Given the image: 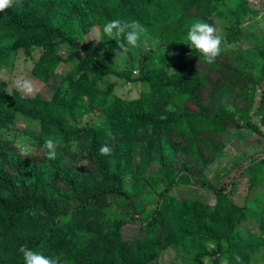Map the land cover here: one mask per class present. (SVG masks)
Segmentation results:
<instances>
[{
    "label": "trees",
    "instance_id": "trees-1",
    "mask_svg": "<svg viewBox=\"0 0 264 264\" xmlns=\"http://www.w3.org/2000/svg\"><path fill=\"white\" fill-rule=\"evenodd\" d=\"M219 1L13 0L0 12V69L19 50L31 56L37 47L45 51L35 74L39 80L48 81L62 63L77 68L48 99L8 92L0 83V129L19 114L40 123L28 153L0 136V264H22V245L57 256L62 264H148L186 239L196 246L192 264H205L206 256L216 262L213 257L222 253L227 264H250V253L264 239L247 244L238 238L245 211L204 170L216 160L230 127L253 126L246 118L257 85L264 83V42L221 50L211 64L183 43L193 20L216 27ZM249 13L240 0L232 16L238 21ZM111 19L138 23L154 44L139 60L137 76L134 63L116 64L107 56L128 57L131 46L118 47L122 35L103 33L95 45L78 36L79 29ZM242 37L237 27L227 35L230 41ZM64 43L71 49L61 53ZM178 59L173 69L166 68ZM111 75L149 87L137 98L114 99L116 82L106 81ZM257 108L264 116V88ZM90 112L98 113L99 125L82 124ZM49 137L58 141L51 160L42 147ZM103 144L110 148L107 155L98 151ZM261 165H255L254 176L264 173ZM127 174L133 190L125 187ZM199 182L218 194L214 204L185 197L163 205L175 186ZM135 214L144 235L127 239L123 229ZM44 218L53 219L49 229L35 231Z\"/></svg>",
    "mask_w": 264,
    "mask_h": 264
},
{
    "label": "rangeland",
    "instance_id": "rangeland-1",
    "mask_svg": "<svg viewBox=\"0 0 264 264\" xmlns=\"http://www.w3.org/2000/svg\"><path fill=\"white\" fill-rule=\"evenodd\" d=\"M239 1L221 0L217 2V11L214 15L215 29L216 33L222 38L221 50L223 51L251 48L264 42V0H246L251 13L238 21H234L232 11L238 7ZM109 10V14H112L114 11L113 4ZM139 15L144 20V15L142 13ZM234 27L243 31V37L240 40L230 41L227 35ZM102 34V26L93 25L85 29H79L78 36L83 42L95 45L101 39ZM153 46V43L141 35L136 46L130 47L131 51H128V57L124 53L116 52L107 56L116 64L121 62L122 65L127 66L134 63L133 75L137 76L139 74L137 67L139 60L145 52L152 50ZM70 49V46L64 43L60 45L58 50L65 53ZM44 52L40 47H37L31 56L25 55L22 50L16 52L12 56L9 65L0 69V83L3 84L4 90L8 92L18 90L14 85V80L19 76H23L31 82L33 91L31 94L20 91L22 94H40L44 98H50L67 74L75 72L77 68L74 63H62L48 81L39 80L35 74L42 68L39 62ZM179 61V59L169 61L166 68L173 69ZM106 81L116 82L112 96L114 99L117 97L127 100L137 98L149 87L144 82L119 78L115 75L108 76ZM262 88H264V83L263 85H257L253 103L246 118L253 126L230 127L224 137V146L216 160L207 164L204 170V175L211 183L217 187L222 186L224 189L222 194H225L230 202L245 211L244 220L239 224L242 230L238 238L247 244L264 239V173L260 176L258 174L254 176L255 165L262 164L261 168L264 169V163L261 162L264 160V116L257 112ZM99 123L100 116L95 112L84 115L82 120V124L99 125ZM254 125H257L262 133L256 131ZM39 127V121L19 114L9 128L0 129V136L4 135L13 139L22 153H28L34 150L33 144L39 133ZM199 184L200 182L198 184L175 186L163 198V205L168 204V207H171L179 199L185 197H197L214 204L218 199V194L212 188L207 189ZM140 185L141 189H144L145 186L148 187L146 184ZM125 187L128 190L134 189L131 174L125 176ZM160 187L163 188V185H160ZM160 203H162V200ZM114 208L116 209L115 204L111 210L113 211ZM135 218L133 222L124 226L123 236L127 239L144 235L139 215L135 214ZM52 221V218H44L34 227V230L46 232ZM208 246L211 247L212 244H208ZM195 248V242L192 239L175 242L162 250L148 264H192ZM249 258L250 264H264V246L255 248L250 253ZM213 259H217L216 262L210 256H206L204 263L227 264L223 253L214 256Z\"/></svg>",
    "mask_w": 264,
    "mask_h": 264
},
{
    "label": "clouds",
    "instance_id": "clouds-1",
    "mask_svg": "<svg viewBox=\"0 0 264 264\" xmlns=\"http://www.w3.org/2000/svg\"><path fill=\"white\" fill-rule=\"evenodd\" d=\"M12 6L13 0H0V12H3L5 8L10 9ZM102 31L109 37H120L122 35L123 43L119 41L117 43L120 50H125L126 46H136L138 39L144 32V28L134 21L122 22L118 19H111L102 25ZM183 43L196 50L206 63L211 64L221 51L222 38L216 33V29L211 24L202 20H193L187 26ZM14 85L25 94H31L33 91L31 82L23 76L17 77L14 80ZM57 143V140L50 137L44 139L42 147L46 149L47 159H55ZM98 151L107 155L110 153V148L107 144H103ZM19 252L22 256V264H62L57 256L45 255L41 251L23 245L20 246Z\"/></svg>",
    "mask_w": 264,
    "mask_h": 264
}]
</instances>
